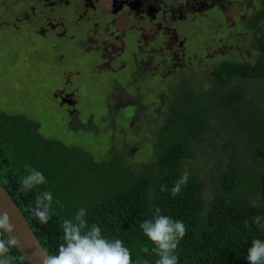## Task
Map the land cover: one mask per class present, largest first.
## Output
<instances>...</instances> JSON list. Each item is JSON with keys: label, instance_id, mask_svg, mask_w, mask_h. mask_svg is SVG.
<instances>
[{"label": "trees", "instance_id": "obj_1", "mask_svg": "<svg viewBox=\"0 0 264 264\" xmlns=\"http://www.w3.org/2000/svg\"><path fill=\"white\" fill-rule=\"evenodd\" d=\"M246 23L247 32L256 30L249 45L256 60L219 62L209 70L210 82L217 89L197 97L184 91L182 104L169 108V114L182 117L184 123L176 118L166 120L158 130L159 136L151 141L156 156L142 164L139 171L124 164L133 144L122 149L112 147L107 160H96L79 147L67 148L36 135V122L0 109V185L48 254H58L63 220L75 223V216L83 208L88 225L99 226L109 240L120 239L133 261L139 257L155 264L159 258L151 251L155 245L140 225L153 220L154 209L159 208L161 215L182 220L187 226L178 245L179 264H248L252 241L264 240V230L254 223L257 215L264 217V111L241 88H222L235 79L264 82V0ZM221 109L233 114V129L239 138L230 135V125L224 128V135L215 132L213 126L218 122L215 117L210 119L209 113ZM72 120L71 130L84 127ZM114 122L107 128L112 136L121 129L118 121ZM192 143L205 144L204 155L213 163L207 198L198 173L189 175L177 196L171 195L172 187L183 175V166L194 163ZM29 169L41 172L46 182L24 194L18 189ZM162 186H166L165 191H161ZM45 191L53 197L51 219L41 224L31 214L29 203L34 205ZM257 196L258 206H254ZM143 247L149 252L144 253ZM11 254L20 255L16 249Z\"/></svg>", "mask_w": 264, "mask_h": 264}, {"label": "rangeland", "instance_id": "obj_2", "mask_svg": "<svg viewBox=\"0 0 264 264\" xmlns=\"http://www.w3.org/2000/svg\"><path fill=\"white\" fill-rule=\"evenodd\" d=\"M12 3V0H7L8 10L27 12L26 10L31 6L30 2L24 0L19 2L17 8H15L16 6L11 7ZM248 9L249 17L254 13V10L250 5H248ZM215 13L217 14L213 11L212 15H216ZM232 15L239 21L240 10L234 9L231 5L226 17L229 20V26H232L230 31H226L224 28L222 31L219 28L218 19L210 23L201 22V24L190 28V32L186 35L188 38L186 49L196 57L192 55L191 64L176 63L175 68L177 69L171 72L164 71L161 74V79L151 78L144 81L143 92L146 94L142 100L135 102L141 101L146 109L133 110L126 106L120 113L111 112L114 115V121H118L117 124L121 128L119 130L122 132V135L114 134V136L107 129L110 126V117L107 118L108 122H102L101 117L106 114L103 102L110 93V83L115 78L119 80L118 76L121 79L125 78L119 71L113 75L111 73L92 75V72L85 70L86 66L81 53L68 49L72 53H69V57L65 58V71L67 73L76 72L72 75V83L74 86H79V90L74 92L76 115L73 118L69 113H66L65 109L58 107L55 102L58 97L56 90L60 86L62 69L53 67L57 51L48 49L50 38L46 43L36 41L35 44L30 45V40L25 34L20 35L12 31L0 33V109L7 114L20 115L36 122L38 125L36 135L39 134L47 140L63 144L67 148L79 147L96 160H107L112 147L122 149L126 148V144L130 146L133 144L134 146L128 149L129 152L124 157V164L130 170L139 171L142 164L156 156V150L151 141L159 136L158 130L165 125L166 120L176 118L180 124L184 123L182 117L170 115L169 108L178 102L182 104L181 96L185 94L183 93L185 89L191 91L194 97L217 89L210 82L209 70L221 58L226 57L232 59L233 62L245 59L249 62L256 60L254 52L249 49L256 30L247 32V25H240L239 22L234 25ZM28 28L29 24H22V29L27 30ZM220 37L224 39L222 40ZM219 39H221L220 42H218ZM234 48L238 49L235 50L237 54L233 55ZM156 50L159 51L158 48ZM63 52L66 53V50L64 49ZM170 55L171 57L175 56L174 54ZM218 55L221 57L219 60H215ZM157 72V77H159L161 70L159 69ZM187 76L190 78L188 79ZM169 88H172L173 92H168ZM232 88H241L257 103L258 108L264 111V82L235 79L223 86L222 89L226 91ZM115 97V105L119 108L127 102L118 101V98ZM133 97V100H137L138 95H133ZM209 115L210 119L211 116L215 117L218 122L213 126L215 132L223 134L224 128L230 125L228 131L230 135L235 139L239 136L233 129L235 120L231 112L228 110L226 112L225 109L212 110ZM124 116L126 118L122 120ZM72 119L84 127L76 131L71 130L69 121ZM128 119L132 120L128 121ZM203 136L205 138L206 134ZM136 146H138L137 151H135ZM205 146L202 143H192L194 163L183 166L182 172L187 170L192 175L193 173L199 174L204 181L203 195L207 198L210 196L208 181L213 173V163L208 156L204 155ZM134 147L135 149H133Z\"/></svg>", "mask_w": 264, "mask_h": 264}, {"label": "flooded vegetation", "instance_id": "obj_3", "mask_svg": "<svg viewBox=\"0 0 264 264\" xmlns=\"http://www.w3.org/2000/svg\"><path fill=\"white\" fill-rule=\"evenodd\" d=\"M21 1L23 0H12L11 7L17 8ZM24 1L30 2L31 5L27 12L8 10L7 0H0V33L12 31L20 35L25 34L30 40V45L36 41L46 43L50 38L48 49L57 51L53 67L62 69L60 86L56 90L58 97L54 99L57 106L65 109L70 117L76 115L74 92L79 90V86L72 83V75L76 72L65 71V58L72 53L70 50L81 53L85 70L92 72V75H113L119 71L125 77L121 79L118 76L119 80L115 78L110 83V93L103 102L106 114L101 117L102 122H108V116L113 115L111 112H117L126 106L133 110L146 109L141 101L135 102L142 100L146 94L143 92L145 80L161 79L164 71H175L178 62L191 64L196 55L186 49V35L190 28L201 22L210 23L218 19L219 28L230 31L232 26H229L226 17L231 5L241 13L239 21L234 15L231 16L234 25L238 22L243 25L247 24L248 5L255 11L263 0ZM213 11L217 14L212 15ZM23 23L29 24L27 30L22 29ZM191 38L193 39V36ZM64 49L66 53L63 52ZM236 49L238 48H234L233 55L237 54ZM170 54L175 56L171 57ZM220 57L221 55L216 56L215 60ZM222 61L232 59L224 57L219 60ZM172 65L174 66L171 67ZM159 69L161 73L157 77ZM133 95H138L137 100H133ZM115 96L118 101L127 102L119 108L115 105ZM113 120L110 119V127L115 124ZM118 134L122 135V132L119 131Z\"/></svg>", "mask_w": 264, "mask_h": 264}, {"label": "clouds", "instance_id": "obj_4", "mask_svg": "<svg viewBox=\"0 0 264 264\" xmlns=\"http://www.w3.org/2000/svg\"><path fill=\"white\" fill-rule=\"evenodd\" d=\"M190 173L185 170L179 182L171 189V195L177 196L186 185ZM45 177L35 169H29V174L20 181L19 192L27 194L37 185L44 184ZM166 186L161 187L165 191ZM53 197L52 193L45 191L37 197L34 205L29 203L31 214L41 223L47 224L51 219L49 215ZM254 206H258L257 201ZM59 203V201H57ZM155 218L145 220L141 225L143 233L155 245L151 249L159 258L155 264H179L178 245L186 235L187 226L182 220H174L169 216L161 215L160 209L155 208ZM85 209H80L73 220L64 219L62 224L63 241L58 246V254H47L42 264H148L147 260L139 257L133 261L130 250L124 246L120 239L109 240L102 235L101 228L95 224L88 225L84 219ZM264 217L257 215L254 223L264 230ZM15 226L10 222L7 212L0 213V264H24L27 257L22 254H11L12 249H22L20 238L13 235ZM144 253L149 252L143 247ZM248 264H264V240L254 239L247 253Z\"/></svg>", "mask_w": 264, "mask_h": 264}, {"label": "water", "instance_id": "obj_5", "mask_svg": "<svg viewBox=\"0 0 264 264\" xmlns=\"http://www.w3.org/2000/svg\"><path fill=\"white\" fill-rule=\"evenodd\" d=\"M7 212L10 216V222L15 226L16 235L20 238L23 248L16 249L19 254L27 257L26 264H42L44 257L48 254L38 238L33 233L20 209L9 196L8 192L0 185V213Z\"/></svg>", "mask_w": 264, "mask_h": 264}]
</instances>
